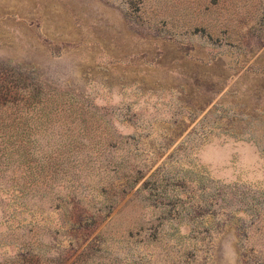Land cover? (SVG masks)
<instances>
[{
  "label": "rangeland",
  "instance_id": "374dc122",
  "mask_svg": "<svg viewBox=\"0 0 264 264\" xmlns=\"http://www.w3.org/2000/svg\"><path fill=\"white\" fill-rule=\"evenodd\" d=\"M0 264H264V0H0Z\"/></svg>",
  "mask_w": 264,
  "mask_h": 264
},
{
  "label": "trees",
  "instance_id": "16d2710c",
  "mask_svg": "<svg viewBox=\"0 0 264 264\" xmlns=\"http://www.w3.org/2000/svg\"><path fill=\"white\" fill-rule=\"evenodd\" d=\"M14 109H15V110H18L19 107H18V106H15ZM1 112L4 114V113H7V110H2ZM16 112H17V111H16Z\"/></svg>",
  "mask_w": 264,
  "mask_h": 264
}]
</instances>
